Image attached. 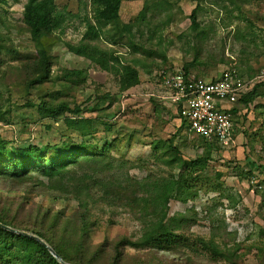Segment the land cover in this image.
Masks as SVG:
<instances>
[{"label": "rangeland", "instance_id": "1", "mask_svg": "<svg viewBox=\"0 0 264 264\" xmlns=\"http://www.w3.org/2000/svg\"><path fill=\"white\" fill-rule=\"evenodd\" d=\"M26 1L0 3V105L8 111L9 120L0 121V137L15 146L65 141L94 149L113 140L110 153L115 158L144 160L141 169H129L130 175L141 179L151 172L166 174L170 169L163 160L154 158L152 141L172 137L173 145L187 159L200 156L205 144L201 137L182 127L175 107L139 100V95L155 90L170 93L157 83L155 74L161 69L182 67L194 56L198 62L190 73L207 81L217 79L225 70L244 79L264 71V0H163L161 5L157 0H122L117 25L125 36L115 45L104 36L90 43L116 50L122 60L140 61L137 69L141 82L129 94L119 92L115 75L66 47V43H79L86 21H94L91 0H55L57 11L65 16L63 28L38 41L30 37L23 21ZM145 2L149 5L146 19L137 20ZM197 3L198 32L203 30L200 37L189 29L188 19ZM128 39L137 43L139 50L132 49ZM38 49L48 50L51 55L50 79L27 88L32 72L29 66ZM258 92L236 115L233 142L211 150L195 188L182 199L170 202V216L186 211L188 205L197 213V221L187 235L207 240L211 232L220 233L216 227L225 226V232L213 239L208 251L200 249L201 255L194 259L198 264H230V259L236 257L238 264H264V173L259 170L264 167V85ZM42 99L54 104L67 102L71 108L79 106L83 117L100 116L101 120H95L82 140L79 131L68 129L61 119H41L35 107L28 105H37ZM95 106L100 110L90 109ZM110 112L114 116L110 129L105 130L102 118ZM40 182L46 188L47 180L38 177L26 185ZM1 185L0 195L23 210L37 205L69 210L76 207L73 199L52 200L43 187L33 186L26 193L24 187ZM214 186L217 190L211 189ZM91 212V247L105 240L122 236L135 239L139 235L138 221L127 208L99 203L91 207ZM126 252L132 256L145 250L127 246ZM158 256L173 259L167 254ZM176 262L187 264L184 259Z\"/></svg>", "mask_w": 264, "mask_h": 264}, {"label": "trees", "instance_id": "2", "mask_svg": "<svg viewBox=\"0 0 264 264\" xmlns=\"http://www.w3.org/2000/svg\"><path fill=\"white\" fill-rule=\"evenodd\" d=\"M4 2L6 0H0V3ZM163 2L156 1L160 5ZM121 3L122 0H91L94 21H86V30L79 43H66V47L71 53L90 60L100 70L115 75L119 92L129 94L131 89L140 85L137 69L140 61L122 60L124 58L116 50L90 43L104 36L111 45H115L125 36L124 31H118L117 25L120 20ZM148 7L145 2L136 15L137 20L146 19ZM198 7L197 3L188 19L189 29L197 32L196 35L200 37L203 30L198 32L200 26L197 21ZM23 21L30 37L38 41L57 30H62L65 16L57 11L55 0H27L23 10ZM104 29H107L106 32ZM127 42L132 49L139 50L137 43L130 39ZM197 62L198 57L194 56L182 67L161 69L155 74L157 83L162 86L161 76L173 70H180L185 75L192 74L190 68ZM51 66V55L48 50L38 49L36 58L29 66L32 72L26 87L35 88L48 82ZM261 83L255 81L246 84L241 96L230 108L234 119L241 108H246L254 100L260 86L264 85ZM139 96V100L144 102L165 105L163 101L153 96ZM28 105L35 107L41 119L53 122L61 119L68 129L79 131L82 140L89 134L88 129L95 120H101L100 116L83 117L79 106L71 108L67 102L54 104L51 100L42 99L37 105L30 103ZM169 105L175 107L182 127L188 130L185 120L180 117L179 106ZM90 109L100 110L98 106ZM7 112L0 105V121L9 123ZM113 116L114 114L110 112L102 118L105 130L110 129L109 124ZM201 140L205 144V150L195 159L184 158L178 147L173 145L172 137L152 141L154 158L163 160L170 171L166 174L151 172L137 179L129 174V169L132 167L141 169L144 160L134 162L131 159L115 158L110 153L114 148L113 140H106L101 146L87 149L65 141L43 146L37 144L15 146L0 137V184L24 187L23 191L26 193L30 192L33 186L43 187L52 200L76 201V207L72 210L42 205L23 210L10 200L4 199L1 194L0 222L38 236L65 262L71 264H180L176 262L179 259H184L187 264H198L194 259L201 255L200 249L208 251L210 244L214 243L213 239L222 231L225 232V226L222 224L216 227L220 233L217 235L211 232L207 240L192 237L185 233L196 223L197 213L190 205L185 207L186 211L176 212L172 216L169 210L171 201L182 199L195 188L198 176L210 159L211 150L225 146L214 138L201 137ZM136 163L139 165L135 166ZM259 170L264 173V167ZM37 177L47 180L46 188L43 182L32 187L26 185ZM211 189L217 190V187ZM99 203L129 209L138 221L139 235L135 239L122 236L113 241L105 240L91 247L89 232L94 225L91 207ZM127 246L145 252L128 256ZM159 253L164 256L171 255L173 259L171 261L163 259L158 256ZM237 259L238 257L231 258L230 264H238ZM0 264L60 263L36 240L0 227Z\"/></svg>", "mask_w": 264, "mask_h": 264}, {"label": "built area", "instance_id": "3", "mask_svg": "<svg viewBox=\"0 0 264 264\" xmlns=\"http://www.w3.org/2000/svg\"><path fill=\"white\" fill-rule=\"evenodd\" d=\"M255 81L264 82V71L244 79L225 70L217 79L207 81L194 74L185 75L180 70H173L161 76L162 87L170 93L151 92L147 96L179 106L180 117L185 120L189 131L226 145L233 142L235 127L230 108L241 96L246 84Z\"/></svg>", "mask_w": 264, "mask_h": 264}, {"label": "water", "instance_id": "4", "mask_svg": "<svg viewBox=\"0 0 264 264\" xmlns=\"http://www.w3.org/2000/svg\"><path fill=\"white\" fill-rule=\"evenodd\" d=\"M0 227L5 229V230H8V231H11V232H14L16 234H20V235H23V236H26V237H29V238H32L34 240H36L37 242H39L41 245H43L48 251L49 253L54 257L56 258V260L60 263V264H71V263H68V262H65L55 251L54 249L49 246L43 239L39 238L38 236L32 234V233H29V232H25V231H22V230H18V229H15V228H12V227H9L7 225H4L0 222Z\"/></svg>", "mask_w": 264, "mask_h": 264}, {"label": "crops", "instance_id": "5", "mask_svg": "<svg viewBox=\"0 0 264 264\" xmlns=\"http://www.w3.org/2000/svg\"><path fill=\"white\" fill-rule=\"evenodd\" d=\"M236 119H234V123H235Z\"/></svg>", "mask_w": 264, "mask_h": 264}]
</instances>
